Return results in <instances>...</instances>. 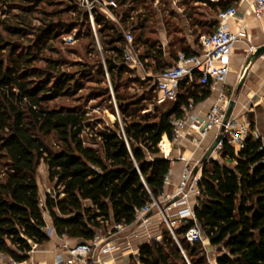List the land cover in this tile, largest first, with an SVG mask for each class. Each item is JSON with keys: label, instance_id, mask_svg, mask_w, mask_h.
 <instances>
[{"label": "trees", "instance_id": "obj_1", "mask_svg": "<svg viewBox=\"0 0 264 264\" xmlns=\"http://www.w3.org/2000/svg\"><path fill=\"white\" fill-rule=\"evenodd\" d=\"M153 1L0 0V59L7 62L5 70L0 68V255L22 262L48 243L47 213L58 235L87 241L117 224L132 227L139 212L164 193L173 160L155 139L213 90L195 73L182 80L177 101L160 102L156 78L170 67V57L200 53L201 34L213 30L228 3L207 0L216 15L195 22L189 2L198 0L183 2L196 25L193 43L173 9L164 22L168 34L173 27L178 35L170 43L145 42L143 24L158 26L160 19ZM82 27L95 44L102 43L103 58L98 51L93 65L71 63L55 46ZM127 31L134 35L132 43ZM128 46L140 66L128 64ZM92 67L112 79L122 113V119L99 127L83 103L59 102L85 87L96 75ZM125 75L144 91L123 93ZM249 117L256 127L254 114ZM219 152L220 157L200 162L195 212L203 235L219 250L217 264H264V136H253L247 148L225 140ZM43 162L54 184L45 199L39 182ZM188 228L177 229L175 236L162 221L160 234L140 243L131 264H211L207 245L189 240Z\"/></svg>", "mask_w": 264, "mask_h": 264}, {"label": "built area", "instance_id": "obj_2", "mask_svg": "<svg viewBox=\"0 0 264 264\" xmlns=\"http://www.w3.org/2000/svg\"><path fill=\"white\" fill-rule=\"evenodd\" d=\"M90 5V0H82ZM214 2L226 1L228 7L222 9L213 22L211 32H203L200 36L202 45L200 53L187 54L180 52L177 59L170 57L168 62L170 67L158 74L156 82L159 88V101H177L182 80L200 74L199 83L211 84L214 88L220 82H224L232 71V60L235 48L242 39L248 37V28L245 19H242L240 29L232 30L230 19L238 14L240 5L247 4L248 8L258 17L264 15V0H212ZM113 2V1H112ZM109 4V2H107ZM128 40L132 43L134 35L131 31L126 33ZM125 55L129 65L140 66L141 61L135 54L132 47L125 48ZM264 103V99H263ZM191 108L193 103L190 104ZM229 101L226 96L215 101L206 114L204 126L199 129L198 143H202L205 135L209 131H220L228 108ZM191 114L188 112L184 116L176 117L173 120V128L163 130L155 139L168 158H172V144L178 141L185 134L189 125ZM259 136V131L254 130L250 120L247 117L232 115L226 124L224 139L219 148L223 147L225 140L239 147H249L251 138ZM180 158L187 161L181 181L177 187V195H161L154 203L144 207L138 214V221H146L147 215L151 209L155 208L164 217L172 233L176 236V230L182 227H188L187 237L192 242L203 241L206 238L203 235L202 228L198 222L195 205L190 199L191 194H199V179L195 174L196 165L191 163V157L181 155ZM169 181V175L166 183ZM163 202H171L175 205H183L179 210V217L170 218L165 210L162 209ZM127 228L126 225H114L108 232L98 231L93 239L80 241L76 244L64 245L66 252L57 256L54 264H106L104 256L108 255L118 248L117 235ZM49 233L55 231L53 226L48 225ZM207 248L209 249L208 245ZM35 249V248H34ZM33 249V250H34ZM0 264H22L8 255H0ZM211 264H214L211 261Z\"/></svg>", "mask_w": 264, "mask_h": 264}, {"label": "crops", "instance_id": "obj_3", "mask_svg": "<svg viewBox=\"0 0 264 264\" xmlns=\"http://www.w3.org/2000/svg\"><path fill=\"white\" fill-rule=\"evenodd\" d=\"M242 19L246 20L248 37L246 39H242L235 50L239 47L245 46V42H248L251 47L253 45H258L262 42L256 44L254 43L253 38L255 39L256 37L261 39L264 36V15L262 17H258L251 11V9L248 8L247 4H242L239 7L237 16L230 19L232 30L237 31L240 29ZM165 28L166 27L164 25L166 37L164 39H158L164 41L165 43H170L172 39H169ZM189 37L193 43L194 39L192 34L189 35ZM196 49L201 51V48L198 46H196ZM246 57L247 55L245 53H234L232 60V71L230 72L228 78L224 82H220L216 85V87L212 88L213 92L209 98L199 104L193 105V107L189 110L191 118L189 125L186 128L185 134L180 137L178 141H175L172 144V149L170 151L173 154L172 169L169 174V181L166 183L165 191L162 195H177V187L187 165V161L180 158L181 155L191 157V163L196 165V169L198 167V170L195 169V174L201 178L202 166L200 165V162L202 161L211 144L216 139L218 131H209L205 135L203 142L198 143L197 139L199 136V129L204 126L207 112L215 103V101L221 98V95L226 96V101L230 102L231 99H233L229 95L228 91L226 93V86L228 89V87L233 85L232 80L230 81L231 76L238 72L236 71L235 65L239 64V60H246ZM237 90L238 84L235 91V93H237L235 98L237 102L233 114L241 117H247L250 120L249 113L255 112L257 114L256 127L260 131V136H264V58L262 59L260 57L253 63L242 89L239 92ZM212 157L218 158V153L215 151L212 154ZM198 195L199 194L190 195V199L193 203L197 202ZM162 204L168 217L172 219L179 217V210L183 207V205H175L171 202H163ZM162 221L163 220L161 219V214L159 211L154 210V214L147 216L146 221H138L132 227H127L124 230L125 232L122 231L118 233V248L114 252L104 256L105 263L131 264L129 261L132 260L133 256L134 258L138 259L140 243L152 237L158 236L161 231L160 226ZM49 225L53 226L51 221H49ZM50 234L52 237L51 240L48 243L35 247L29 258L25 261H22V264H54L57 256L60 253L66 252L64 247L66 243L73 245L78 242L77 239L70 238L68 236H60L56 231H53ZM217 256L218 254L210 257V260L214 264H217Z\"/></svg>", "mask_w": 264, "mask_h": 264}, {"label": "rangeland", "instance_id": "obj_4", "mask_svg": "<svg viewBox=\"0 0 264 264\" xmlns=\"http://www.w3.org/2000/svg\"><path fill=\"white\" fill-rule=\"evenodd\" d=\"M59 1L61 3L62 0H59ZM185 1L187 0H163V1L154 0L153 6L157 11L158 16H160L159 24L163 23L166 27V24L164 22V17L169 18L170 17L169 12L171 9H173L179 15V19H175V21H178L181 23L184 34L191 35L192 31L196 28V25L193 24V21L195 22L205 21L206 16L213 17L216 15L213 8L210 7L209 1L208 2L207 0L193 1V2H189L190 6L193 7L195 10V16L192 21L185 13L186 5L183 4V2ZM163 7H166L168 9L163 10ZM34 23L39 24L40 22L39 20H35ZM153 25L157 26L155 24ZM80 29L81 31L75 30L74 32L70 34H64L62 40L59 39L55 42V46L62 53V55H64V57H66V59H68L71 63H84L85 62V63H90L91 65H93V63L97 62L99 59L98 51L101 52V56L103 58L102 50H101L102 43L99 41L97 44H95L92 41V38L89 36L87 32L88 29L86 27H82ZM171 30H173V27H171L170 34H168L169 39H173L175 35H178L174 31L171 32ZM184 34H179V35L182 36ZM29 36L32 37V35H29ZM29 39H30L29 37L28 38L26 37L23 41H25L26 43H29L30 41ZM253 40H254V43L256 44L260 42L264 43V36L261 39H258L255 37V39L253 38ZM258 45H253V46H258ZM47 53L51 54V51L49 50L47 51ZM261 58L263 59L264 55L261 56ZM2 61L5 62L4 66L1 65ZM239 61H240L239 64L235 65L236 71L238 72L234 73L230 79V81L232 80L233 85L228 87V89L226 86V90H225L226 93L227 91L229 92V95L232 98H236L237 96V93H235V91L237 89V84L240 79L241 71H242L243 65L245 64L246 60H239ZM43 63L44 62H42V64ZM6 65H7L6 60L0 59V68L2 70H5ZM69 69H75V68L70 66ZM92 70L94 73H96V75L86 80L85 87L81 89L74 98L59 99V102L68 103V104L83 103L88 110V117L90 121L94 123L95 127L102 126L103 122H112L116 118L122 119V113L120 111V108L117 102L116 91L113 86L112 79L111 78L109 79L108 75L106 78H104L102 75H99L96 72V67H92ZM140 71L141 73L144 74V70H140ZM123 83L125 84V86L121 88V91L123 93L129 92V93L141 94L144 91V88L139 83H134L132 81L131 76L129 75L124 76ZM107 87L110 88L109 93L106 92ZM149 107H150L149 109L151 110L154 109V105L152 103H149ZM252 114H254V117L257 120V117H256L257 114L255 112H252ZM88 127L90 129L89 131L93 130L92 126L88 125ZM254 130H258L257 127H254ZM259 136H260V131H259ZM220 149L221 148H218L216 150V153H218V157L221 156V153L219 152ZM39 182L41 186V193H42L43 199H45L47 191H53L54 184L49 179L48 168H47L46 163L44 162L40 165ZM47 218L49 219V221H51V217L49 216L48 213H47ZM161 219L165 221L162 215H161ZM206 243H208L209 249L207 248L206 250H207L208 258L210 259L211 256L213 257L216 254H218L219 250L215 245L209 244L210 242H209V239L207 238H206ZM129 262H132V260H130Z\"/></svg>", "mask_w": 264, "mask_h": 264}, {"label": "water", "instance_id": "obj_5", "mask_svg": "<svg viewBox=\"0 0 264 264\" xmlns=\"http://www.w3.org/2000/svg\"><path fill=\"white\" fill-rule=\"evenodd\" d=\"M234 53H245L247 55V59L245 61V64L243 65L241 75H240V79L238 82V90L237 91L239 92L245 83L248 72H249L250 68L252 67L253 63L256 60H258L261 56L264 55V43H262L258 46H252L251 47L248 44V42H245V46L237 48ZM236 102H237V100L235 98L231 99V101L229 102L228 108H227L226 113H225L224 123H223L216 139L214 140V142L211 144V146L209 147V149L205 153L202 161H206V160L213 158L212 154L219 148L220 144L222 143V141L224 139V131L226 128V124L229 121V119L231 118V116L233 115V112H234V109L236 106ZM196 170H198V167ZM162 209L164 210L163 206H162ZM152 214H154V209H151L147 216H150Z\"/></svg>", "mask_w": 264, "mask_h": 264}, {"label": "bare ground", "instance_id": "obj_6", "mask_svg": "<svg viewBox=\"0 0 264 264\" xmlns=\"http://www.w3.org/2000/svg\"><path fill=\"white\" fill-rule=\"evenodd\" d=\"M143 26L145 30L144 33L141 35V38L145 42H151L152 40L157 38L164 39L166 37V32L164 31V25L162 23L158 26H154L152 23L146 22L143 24ZM4 64L5 62L2 61L1 65L4 66Z\"/></svg>", "mask_w": 264, "mask_h": 264}]
</instances>
